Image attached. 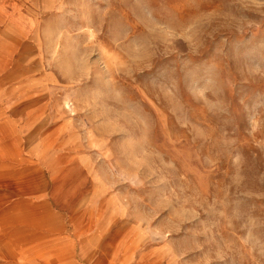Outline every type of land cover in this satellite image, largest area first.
I'll use <instances>...</instances> for the list:
<instances>
[{
  "label": "rangeland",
  "instance_id": "1",
  "mask_svg": "<svg viewBox=\"0 0 264 264\" xmlns=\"http://www.w3.org/2000/svg\"><path fill=\"white\" fill-rule=\"evenodd\" d=\"M0 114V264H264V0H0Z\"/></svg>",
  "mask_w": 264,
  "mask_h": 264
},
{
  "label": "crops",
  "instance_id": "2",
  "mask_svg": "<svg viewBox=\"0 0 264 264\" xmlns=\"http://www.w3.org/2000/svg\"><path fill=\"white\" fill-rule=\"evenodd\" d=\"M2 115L0 114V121L2 122ZM6 129V126H5ZM6 133L3 132V130L1 131L0 134V184H4L3 182H7V179H4L3 177L5 175H8L10 173H8L9 169H13V170H21V163L17 162L16 159V155L14 152L9 150V145H10V134L5 130ZM12 161V162H10ZM17 165V166H16ZM13 175V174H10ZM17 185L18 183L15 182ZM24 194V193H23ZM22 195L19 194L18 192V196Z\"/></svg>",
  "mask_w": 264,
  "mask_h": 264
},
{
  "label": "bare ground",
  "instance_id": "3",
  "mask_svg": "<svg viewBox=\"0 0 264 264\" xmlns=\"http://www.w3.org/2000/svg\"><path fill=\"white\" fill-rule=\"evenodd\" d=\"M23 186V185H22ZM12 189H15V188H12Z\"/></svg>",
  "mask_w": 264,
  "mask_h": 264
}]
</instances>
